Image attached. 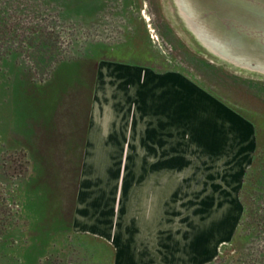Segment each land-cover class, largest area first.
<instances>
[{"label":"rangeland","instance_id":"374dc122","mask_svg":"<svg viewBox=\"0 0 264 264\" xmlns=\"http://www.w3.org/2000/svg\"><path fill=\"white\" fill-rule=\"evenodd\" d=\"M100 59L180 72L259 133L218 256L264 264V0H0V264L82 261L70 223Z\"/></svg>","mask_w":264,"mask_h":264},{"label":"crops","instance_id":"0c3cea01","mask_svg":"<svg viewBox=\"0 0 264 264\" xmlns=\"http://www.w3.org/2000/svg\"><path fill=\"white\" fill-rule=\"evenodd\" d=\"M68 264H211L233 240L252 126L184 74L100 59Z\"/></svg>","mask_w":264,"mask_h":264},{"label":"trees","instance_id":"16d2710c","mask_svg":"<svg viewBox=\"0 0 264 264\" xmlns=\"http://www.w3.org/2000/svg\"><path fill=\"white\" fill-rule=\"evenodd\" d=\"M88 107H89V103H88ZM88 110V109H87ZM84 127H85V125H84ZM255 137H256V144H257V149L259 148L258 147V145H259V133L258 132H256V135H255ZM82 141H83V136H82ZM255 154H256V152H255ZM254 166H252L250 169H248L247 171H246V174H245V178H244V183H245V181H246V179H247V176H248V174L253 170V169H255V167L253 168ZM244 183H243V185H244ZM241 193H242V190L239 192V198L241 197ZM240 202H241V204L243 205V207H245L246 205H245V202H243L242 201V199H240ZM237 231H238V229H237ZM237 233V232H236ZM236 236V235H235ZM223 261H222V258H221V256H218L217 257V259L213 262V263H211V264H221Z\"/></svg>","mask_w":264,"mask_h":264}]
</instances>
